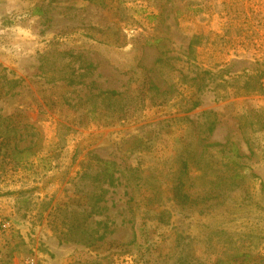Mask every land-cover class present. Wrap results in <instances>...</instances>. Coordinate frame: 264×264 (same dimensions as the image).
Instances as JSON below:
<instances>
[{
    "label": "rangeland",
    "instance_id": "1",
    "mask_svg": "<svg viewBox=\"0 0 264 264\" xmlns=\"http://www.w3.org/2000/svg\"><path fill=\"white\" fill-rule=\"evenodd\" d=\"M260 71L261 92L235 89ZM10 128L23 150L0 154V234L20 262L264 264V0H0ZM233 147L237 187L174 200L183 151ZM96 158L112 186L84 176Z\"/></svg>",
    "mask_w": 264,
    "mask_h": 264
},
{
    "label": "trees",
    "instance_id": "2",
    "mask_svg": "<svg viewBox=\"0 0 264 264\" xmlns=\"http://www.w3.org/2000/svg\"><path fill=\"white\" fill-rule=\"evenodd\" d=\"M35 12L38 11L36 10ZM262 74L260 71L254 81L251 80L252 83L250 80H246L235 87V89L241 91L240 94L244 95L261 92L263 85L258 79L262 77ZM6 82L8 84V91L18 84V80L13 78H7ZM67 83L73 84L74 81L73 79H69ZM100 94L111 99V97L117 95V92L114 90H104ZM198 104V99L191 100L188 110L196 107ZM15 131L14 128L5 129L4 132L0 130V154L3 159L8 157L11 158L10 160H13L15 154L21 153L23 150L17 149L13 133ZM2 149L4 150L2 151ZM8 150L10 151L7 152ZM231 152L230 156L225 152L219 158L210 157L207 160L203 150L197 153V155H195L194 149L183 151L177 159V168L172 178L171 190L174 200L181 204L205 203L212 197L223 195L225 191L237 187L239 182L243 180L245 174L241 172L242 165L239 162L241 155L238 153V150L233 147ZM96 160L99 164L92 168L91 173L84 171V176L91 177L93 182L98 181V185L99 183H106L108 186H112L116 178L114 171L109 167V162L98 158ZM197 170L200 172L197 173ZM217 188L219 189L215 194L214 192ZM100 189L102 192H106L105 188L100 187ZM91 212L89 211V215H91ZM80 228L79 224H66V230L69 234ZM101 237L102 234L98 236V238ZM67 240L77 242L81 239H75L73 237Z\"/></svg>",
    "mask_w": 264,
    "mask_h": 264
},
{
    "label": "crops",
    "instance_id": "3",
    "mask_svg": "<svg viewBox=\"0 0 264 264\" xmlns=\"http://www.w3.org/2000/svg\"><path fill=\"white\" fill-rule=\"evenodd\" d=\"M7 240V235L0 234V264H22V262H20L22 254L13 250V244Z\"/></svg>",
    "mask_w": 264,
    "mask_h": 264
},
{
    "label": "built area",
    "instance_id": "4",
    "mask_svg": "<svg viewBox=\"0 0 264 264\" xmlns=\"http://www.w3.org/2000/svg\"><path fill=\"white\" fill-rule=\"evenodd\" d=\"M8 227H9V223L7 221L0 222V230H6ZM22 264H36V258L31 254L27 255L25 256Z\"/></svg>",
    "mask_w": 264,
    "mask_h": 264
}]
</instances>
